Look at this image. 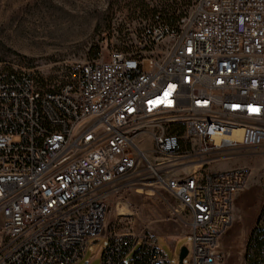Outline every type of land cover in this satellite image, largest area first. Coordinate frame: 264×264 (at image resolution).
<instances>
[{"label":"built area","instance_id":"1","mask_svg":"<svg viewBox=\"0 0 264 264\" xmlns=\"http://www.w3.org/2000/svg\"><path fill=\"white\" fill-rule=\"evenodd\" d=\"M173 1L130 50L55 81L0 69V264H75L104 235L100 264H170L150 234L108 229L109 196L144 175L188 218L189 264L218 263L248 170L206 166L264 144V0Z\"/></svg>","mask_w":264,"mask_h":264},{"label":"rangeland","instance_id":"2","mask_svg":"<svg viewBox=\"0 0 264 264\" xmlns=\"http://www.w3.org/2000/svg\"><path fill=\"white\" fill-rule=\"evenodd\" d=\"M173 4V0H0V69H26L38 81H55L73 63L94 60L100 55L106 58L111 49L130 50L135 35L151 14L155 10L167 13ZM144 138L145 148H151L149 135ZM225 155L206 168L218 171L243 167L248 170V177L234 194L229 234L220 246L217 264H247V242L252 230L256 227V239L258 235L264 237V144ZM182 171L186 173L190 168ZM143 180L144 183L123 187L109 196L106 222L110 229L137 236L149 234L150 200L176 205L174 196L152 177L144 175ZM146 189L153 191L149 194ZM157 239L170 264H189V254L183 263L178 256L182 246L190 247V237L181 240L175 250L161 234H157ZM107 244L106 235L90 240L75 264H100ZM249 255L254 264H264V244L260 249L253 244Z\"/></svg>","mask_w":264,"mask_h":264},{"label":"crops","instance_id":"3","mask_svg":"<svg viewBox=\"0 0 264 264\" xmlns=\"http://www.w3.org/2000/svg\"><path fill=\"white\" fill-rule=\"evenodd\" d=\"M150 201L151 202L148 203L149 218L147 221L149 234L155 238L157 245L162 248L157 239V234H161L164 240L167 241L169 247L175 250L181 240L190 237L191 227L188 218L181 214L180 217H173L169 206L160 199H151ZM174 206L179 207L180 213L182 212L178 203ZM110 228L108 224V229ZM228 228L229 225L218 238L217 253L221 250L220 246L224 243L226 235L229 234Z\"/></svg>","mask_w":264,"mask_h":264},{"label":"trees","instance_id":"4","mask_svg":"<svg viewBox=\"0 0 264 264\" xmlns=\"http://www.w3.org/2000/svg\"><path fill=\"white\" fill-rule=\"evenodd\" d=\"M261 234V233H260ZM257 235V229L256 227L252 230L251 235L249 236L248 242H247V249H246V262L247 264H254L253 260L250 258V250L252 248V245L254 244V248L260 249L262 245L264 244V237L260 238L259 235L256 239ZM255 242V243H254Z\"/></svg>","mask_w":264,"mask_h":264},{"label":"water","instance_id":"5","mask_svg":"<svg viewBox=\"0 0 264 264\" xmlns=\"http://www.w3.org/2000/svg\"><path fill=\"white\" fill-rule=\"evenodd\" d=\"M93 242H96V240H94ZM187 248L186 247H181L180 251H179V262L183 263V259L184 257L187 255Z\"/></svg>","mask_w":264,"mask_h":264},{"label":"bare ground","instance_id":"6","mask_svg":"<svg viewBox=\"0 0 264 264\" xmlns=\"http://www.w3.org/2000/svg\"><path fill=\"white\" fill-rule=\"evenodd\" d=\"M138 191L140 192V191H142V189H138ZM146 192L150 194V193H152V190H150V189H146ZM122 211H123V210L120 209V212H121V213H123Z\"/></svg>","mask_w":264,"mask_h":264}]
</instances>
